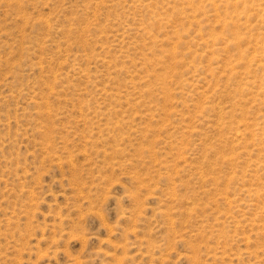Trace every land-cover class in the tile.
Returning a JSON list of instances; mask_svg holds the SVG:
<instances>
[{
  "label": "rangeland",
  "instance_id": "374dc122",
  "mask_svg": "<svg viewBox=\"0 0 264 264\" xmlns=\"http://www.w3.org/2000/svg\"><path fill=\"white\" fill-rule=\"evenodd\" d=\"M0 264H264V0H0Z\"/></svg>",
  "mask_w": 264,
  "mask_h": 264
}]
</instances>
